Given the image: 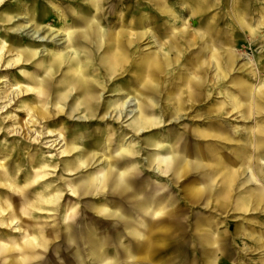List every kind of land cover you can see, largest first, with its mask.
<instances>
[{"label":"clouds","instance_id":"1","mask_svg":"<svg viewBox=\"0 0 264 264\" xmlns=\"http://www.w3.org/2000/svg\"><path fill=\"white\" fill-rule=\"evenodd\" d=\"M17 3L34 23L0 36L24 77L0 76V133L25 112L37 146L0 141V264H264V0ZM205 97L230 119L199 117L202 143Z\"/></svg>","mask_w":264,"mask_h":264},{"label":"rangeland","instance_id":"2","mask_svg":"<svg viewBox=\"0 0 264 264\" xmlns=\"http://www.w3.org/2000/svg\"><path fill=\"white\" fill-rule=\"evenodd\" d=\"M25 14V12L21 9V7L19 6V4L17 3V0H4V2L2 4H0V36L4 35L5 32L9 29L13 30V31H7V36L9 41H14L17 43L21 42V37L17 36L15 34V32L19 31V26L22 24L21 21V16H23ZM116 19H119L118 17ZM34 23V21L32 20V24ZM192 24L195 26L198 24V18L194 19L192 21ZM43 28V27H42ZM33 42H37V40L32 39ZM117 41L119 43H123L125 46L130 45L131 42L135 41V37L132 33H128L123 37H117ZM23 43H29L27 38L23 39ZM37 47H39V44H37ZM43 51L44 48H40V51ZM47 50V49H46ZM7 63V62H6ZM194 65H195V61H194ZM6 74H10L11 76L15 77L17 80H22L24 79V77H22L17 68L15 67H8L5 68L3 71H0V76H4ZM2 87V86H0ZM21 99H32V97L29 96H24L21 97ZM178 104L181 103V101H177ZM211 101H208L206 99V97L204 98V100L202 102H198L195 106H194V111L188 112L187 117L185 118V121L187 123H191L193 125H200V128H194L193 129V137H196V134L199 133V135L201 137H203L204 139H201L202 143H206L209 142L207 140V137L209 135V131L206 128L205 124L206 121L199 119V117L203 116L206 117L208 121H215L218 119H230L228 117H222L221 115H219L216 111V107L217 106H212L209 107V105L211 104ZM19 105V101H17L16 103L12 104L11 107L7 108L6 111L0 113V117H6L9 116L10 114L14 113V109H16ZM189 107H193V106H189ZM186 110V109H185ZM15 115L19 117V123L21 125V128L23 129V132H19V133H14L12 135H9L7 131L0 133V141H4L5 139L7 140L8 144H9V148H8V152L11 153L12 155V159L15 160L17 155H23L22 152H19V149L17 152H12L11 151V146L13 144L14 141H20V145H27V144H32V147H36L37 145H35L34 143H32L28 137H29V133H27V131L25 130V121L28 119V116L26 115L25 112H15ZM234 115V114H233ZM0 125H2L5 129H10L13 128L14 126V121L12 119H8L7 121H4L3 119H0ZM35 126V125H34ZM31 135H35V133H31ZM21 136H23V139H21ZM131 151L130 155H124L123 158L121 159V163H126L130 169V174H134L135 173V169H133L131 166L133 164H144L145 160L140 157L137 156L135 154V149H128ZM0 151H3L2 147H0ZM151 164L157 168H164L166 167L165 165H159L156 161H154V159L151 160ZM21 180L24 179L23 175L20 177ZM5 189H0V193L5 192ZM12 202L15 205H19V198L13 196L12 197ZM38 215H40L38 213ZM239 213H233L232 214V219H233V227L235 225L236 222H239L236 220V217L239 216ZM250 216L255 215V216H261V213L257 212V213H250ZM262 219H264V216H261ZM8 229H0V232H8ZM13 235H19V233H14ZM259 255V254H257ZM47 257L49 260H52V255L51 252H49L47 254ZM53 264H54V260H53ZM224 264H227V261L224 262Z\"/></svg>","mask_w":264,"mask_h":264},{"label":"bare ground","instance_id":"3","mask_svg":"<svg viewBox=\"0 0 264 264\" xmlns=\"http://www.w3.org/2000/svg\"><path fill=\"white\" fill-rule=\"evenodd\" d=\"M19 18H21V21H22V24L19 26V31L25 30L26 28H28L32 25V20L29 18L27 13H25L23 16H21ZM42 33H43V35H42ZM30 36L32 37V39H35L37 41H52V40L56 39V32L52 28H49L48 31L45 32L44 28L37 26L33 31L30 32ZM43 51H47V50L44 49ZM25 130L27 131V133H29V129L26 126H25ZM19 132H20V130L17 129V130H15L14 133L17 134ZM130 153H131L130 150H126L124 155H130ZM154 161H156L159 165L163 164L166 167L169 164V161L164 159L163 157L154 158ZM130 172L131 171L129 169V174H130Z\"/></svg>","mask_w":264,"mask_h":264}]
</instances>
